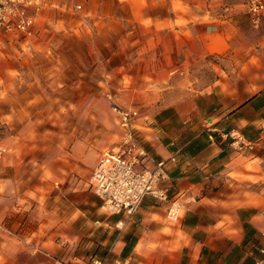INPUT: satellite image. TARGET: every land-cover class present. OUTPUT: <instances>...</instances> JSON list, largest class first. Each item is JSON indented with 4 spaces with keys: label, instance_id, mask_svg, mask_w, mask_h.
<instances>
[{
    "label": "crops",
    "instance_id": "1",
    "mask_svg": "<svg viewBox=\"0 0 264 264\" xmlns=\"http://www.w3.org/2000/svg\"><path fill=\"white\" fill-rule=\"evenodd\" d=\"M80 5L76 41L97 49L75 52L73 83L37 79L41 34L1 42L0 264H264V15L254 25L249 8L203 0ZM51 86L76 92L74 115L64 95L43 93ZM113 102L138 111V169L165 162L170 189L128 220L105 214L90 188L116 140L103 123L122 135Z\"/></svg>",
    "mask_w": 264,
    "mask_h": 264
},
{
    "label": "built area",
    "instance_id": "2",
    "mask_svg": "<svg viewBox=\"0 0 264 264\" xmlns=\"http://www.w3.org/2000/svg\"><path fill=\"white\" fill-rule=\"evenodd\" d=\"M54 7L58 8L54 0H0V52L1 42L10 37L27 44L33 41L39 33L40 21ZM74 9L79 12L81 5H76ZM249 13L252 23L258 25L264 15V0H252ZM113 111L119 117L122 135L120 141L101 156L93 171L90 188L101 200V209L105 214H121L128 220L137 213L146 197L168 202L170 189L162 186L167 179L165 162L158 163L152 170L138 169L148 157L143 137L136 126L138 111L119 105H115ZM230 135L235 143L242 139L235 131ZM4 153L0 146V161ZM176 158L171 160L176 161ZM180 212L181 206L172 203L167 210V218L176 221ZM124 225L125 220L118 223L119 228ZM93 264H105V261L97 259Z\"/></svg>",
    "mask_w": 264,
    "mask_h": 264
},
{
    "label": "rangeland",
    "instance_id": "3",
    "mask_svg": "<svg viewBox=\"0 0 264 264\" xmlns=\"http://www.w3.org/2000/svg\"><path fill=\"white\" fill-rule=\"evenodd\" d=\"M97 1L102 0H54L57 7H54L51 9V12L49 15H44V17L41 20V23H44L49 17L51 19L50 25H44L42 26L38 33L41 34L39 42L36 44V48L31 49V59L30 61L33 66H35L37 69L36 77L38 80L42 81V78L48 79L50 76L52 78V81H59L60 77H62V81H68L69 83H73L76 78V70H75V52L76 51H87L88 49H97V45L95 43H80L79 41H76V37H78V32H76V23L80 21V17L75 12L74 7L78 4L82 3H93ZM173 1L180 2H199V0H150L152 3H159V4H165V8H167V4H170ZM203 2H206V4H211V7H213L215 10H225L227 8H232L238 11H244L247 10L252 2V0H203ZM65 6L63 9L64 11H61L60 9ZM167 12V11H165ZM45 24V23H44ZM78 24V23H77ZM36 54V55H35ZM40 68V69H38ZM49 71L47 75H44L43 71ZM207 77V76H205ZM45 95L52 97V99H59L60 96H65L64 98L67 100V109L69 115H74L76 113L77 108L75 107V101L77 97L75 96L76 92L74 91H67L60 93V87L58 86H51L50 90H46L43 92ZM92 93H95L93 91H84L83 92V98L87 100V97L90 96ZM98 93V95L102 94ZM117 103L113 102L111 107L113 111V107ZM53 111L56 110V112H59V104H56L53 102ZM86 112V109L84 110ZM110 117L109 122H104L103 126H108V133H111V135H114V137L117 140L118 133L114 130V121ZM72 123H69V126ZM87 122H85V129H88ZM112 142L109 144L105 150L103 151V154L106 150L113 147L117 141Z\"/></svg>",
    "mask_w": 264,
    "mask_h": 264
}]
</instances>
